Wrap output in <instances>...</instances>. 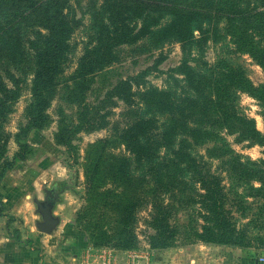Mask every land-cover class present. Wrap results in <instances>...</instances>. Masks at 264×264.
<instances>
[{
  "label": "trees",
  "instance_id": "obj_1",
  "mask_svg": "<svg viewBox=\"0 0 264 264\" xmlns=\"http://www.w3.org/2000/svg\"><path fill=\"white\" fill-rule=\"evenodd\" d=\"M114 1L110 0V3ZM120 1V7L129 15L122 21L120 35H128L126 30L130 23H141L137 36L148 35L158 45L180 43L184 57L179 70L183 78H176L173 70L170 88H148L139 94L142 102V108L138 110L139 118L130 120L124 132L118 128L122 132L126 150L134 157L123 156L109 165L111 176H107L111 180L106 183L109 187L102 188L96 184V174L104 165L102 153L93 159L92 170L85 172L86 200L90 197L89 206L85 205L78 212L77 226L87 231L91 239L99 237L96 228L88 222V209L95 208L99 197L104 196L102 206L108 210L115 209L118 216L115 219V231L102 232L99 240L108 243L116 236L119 245L129 248L136 240L134 224L137 214L143 207H150L149 224L155 231L150 237L151 245L153 248H166L179 233L178 227H172L170 218L185 203H190L191 208L199 205V208H195L196 215L204 222L203 225L196 222V227L190 230L195 240L243 247L249 239L247 225L239 228L225 206L236 188L257 191L258 196L255 197H261L264 203V160H243L242 155L228 146L222 134L236 136L241 142H248L249 147H264V132L257 128L253 118L242 112L238 104V93H248L259 104L264 121V84L255 86L240 68L230 67L226 63L225 69L218 65L209 68L204 62V55L206 43L210 39L217 41V29L221 21L233 46L241 53L249 54L264 69V8H241L245 3L249 5L250 0ZM66 2L40 0L38 4L35 0H0V7L6 9L2 12L14 15L10 20L13 21L12 25L0 26V57L8 52H17L18 46L11 45L9 40L15 30L38 23L52 33L44 48L38 50L37 74L32 90L34 103L28 112V127L17 134L18 141L28 131L42 129L48 123L46 110L49 104L44 93L54 86L60 67L55 57L64 47L61 37L69 31V23L64 14ZM110 17L117 19L116 8L110 11ZM12 47L14 49L10 50ZM105 55H111L110 49H106L101 57ZM91 56L88 58L91 59ZM101 57L96 64L91 62L88 66L91 69L89 75L103 70L111 63L109 61L106 65L107 58L105 60ZM191 62L199 65L193 67ZM87 81V78L81 79L77 83V90L87 88ZM86 116L85 112L79 116L81 130L88 129L82 126L91 122ZM60 132L62 134L69 130L63 127ZM56 142L66 146L70 144L60 134H57ZM19 143L20 149L25 151L27 145ZM210 143L212 149L221 150L217 157L225 159L222 171L227 173L229 179L232 178L235 187H232L231 192L223 186L222 174L213 171L212 166L209 168V163L198 151L199 146ZM24 157L22 154L15 159L21 160ZM88 160L91 162L90 158ZM15 164L16 160L0 162L3 168L0 182ZM254 179L259 182L258 187L253 184ZM235 194L240 196L239 193ZM4 198L0 187V215L7 209Z\"/></svg>",
  "mask_w": 264,
  "mask_h": 264
},
{
  "label": "rangeland",
  "instance_id": "obj_2",
  "mask_svg": "<svg viewBox=\"0 0 264 264\" xmlns=\"http://www.w3.org/2000/svg\"><path fill=\"white\" fill-rule=\"evenodd\" d=\"M35 1L38 4L40 2V0ZM248 2H250L249 5L245 3L241 5V8L254 6L264 8V0ZM121 5L120 0H115L113 3H110V0H67L64 14L69 23V31L61 37L64 47L55 57L59 60L60 67L55 76L54 86L44 93L49 104L46 110L48 123L42 129L28 131L20 141L17 134L21 132V129L28 127V112L34 103L32 90L37 74L38 50L44 48L45 43L52 37V33L48 28L37 23L19 31L15 30L11 34L9 40L12 42L11 45L18 46L17 52H8L7 55L0 57V162L16 160V164L0 182L1 191L5 195L4 203L7 205L2 215L6 212L11 214L14 211L9 208L10 199L12 196L16 197L12 192L15 188L14 184L27 179L26 170H54L51 174L57 180L64 182V186L62 185L56 191L61 189L64 191L63 202H73L80 199L83 193L81 173L84 172L86 180V170H92L93 159L102 153L104 165L96 174V184L101 188L109 187L106 184L111 180L107 176V174L111 176L109 165L123 156L134 157L126 150L122 132L126 131V125H129L130 120L138 119L140 116L138 110L142 108V102L139 94L148 88L163 89L166 86L170 88L173 70H175L176 78H183L179 70L184 57L182 45L176 42L158 45V42L148 35L137 36L141 23L137 25L130 23L126 30L128 35H120L122 21L129 16L124 8L120 7ZM114 8L117 10V19L110 17V11ZM2 10L6 9L0 7V26L12 25L13 21L10 20L14 18V15L10 12L4 13ZM217 32L219 34L217 41L213 42L210 39L205 46L204 62L207 63V67L212 69L217 65L224 69L227 65L238 67L255 86H262L264 69L249 54H243L233 46L232 40L225 34L224 24L221 21ZM106 49H110L111 55L101 57L106 53ZM89 55H93L91 59L88 58ZM100 57L105 60L107 58L106 65L109 61L111 63L103 70L89 75L91 69L88 66L91 62L96 64ZM191 63L193 67L199 65L195 62ZM84 78L88 79L87 88L79 91L77 83ZM238 104L242 112L253 118L257 128L264 132V121L257 101L248 93L239 92ZM83 112L87 113L86 117L91 122L84 123L82 127L91 131L79 128L78 119ZM63 127L69 132L61 134ZM114 130L117 131L114 132ZM57 134H60L65 141H70V144L67 146L58 144ZM222 135L226 138L228 146L242 155L243 160L247 158L253 161L264 160V147L258 145L249 147L248 142H241L236 136ZM19 142L27 145L25 151L20 149ZM212 147V143L206 144L199 146L198 151L209 163V168L212 166L213 171L222 174L223 186L231 192L232 187H235L234 184L232 185V178L229 179L227 173L222 171V162L225 159L218 158L217 155L221 153V150H214ZM22 154L25 155L24 159H15ZM2 170L0 166V172ZM64 170H70V173L65 175ZM14 171L16 173L13 174L12 179H6ZM17 172L20 173L19 176ZM57 174H62L59 179ZM105 179L107 181L103 182ZM252 182L256 187L260 185L255 179ZM65 189H69L68 192L65 193ZM235 191L240 196L235 193L230 194L225 209L231 217L235 218L233 222L239 228L247 225L249 239L243 247L195 240L190 230L193 226L196 227V222L199 225H203L204 222L196 215L195 208H199V205L191 208L190 203H185L184 207L173 213L170 218L172 227H178L179 233L173 238L172 244L166 248H153L151 245L150 237L155 234V231L149 224L150 207H143L137 214L134 224L136 240L129 248L119 245L120 242L117 241L116 236L108 243L105 240L101 242L99 238L102 237V232L115 231V219L118 216L115 209L108 210L102 206L104 200L102 196L99 197L95 208L90 205L91 208L88 209L90 212L88 222L96 228V234L99 237L91 239L90 234L81 228L89 244L88 252L84 255L82 262L84 261L85 264H170L171 260L174 261L178 256L184 257V264H264L261 261V258H264L263 200L261 197H255L258 195L254 190L236 188ZM24 194L21 193L20 196ZM89 198L85 204L87 207ZM57 200L59 201V196L51 203V206L48 205L47 214L55 205H58ZM31 212L33 214L32 210ZM12 218H10L11 221ZM15 235L20 239L17 232ZM61 240L60 245H65L63 239ZM82 240L84 237L80 238L78 245L74 248L76 254L81 252ZM14 241L17 242L18 247L24 245H21L18 240ZM98 243L102 245L99 246ZM27 245L30 249L34 247L30 240ZM187 247H202L201 257L182 254V250ZM73 257L71 254L63 260L65 262L63 264H81V258Z\"/></svg>",
  "mask_w": 264,
  "mask_h": 264
},
{
  "label": "crops",
  "instance_id": "obj_3",
  "mask_svg": "<svg viewBox=\"0 0 264 264\" xmlns=\"http://www.w3.org/2000/svg\"><path fill=\"white\" fill-rule=\"evenodd\" d=\"M15 171L10 173L6 179H10L16 173ZM51 171L54 170H26L27 179L21 178L23 181L14 184L15 188L12 192L16 197L12 196L9 202V208L14 211L11 214L6 212L0 216V264H63L65 263L63 260L71 254L72 257L81 258V264H85L82 260L88 252L89 244L76 223L78 212L86 204L87 188L84 172L81 173L83 193L80 199L63 202L64 191L61 189L57 192L56 190L64 186V182L57 180ZM17 173L19 176L20 173ZM64 173L69 174L70 170H64ZM61 175L56 176L59 179ZM68 190L65 189V193ZM21 193L24 196H20ZM58 196V205H55L47 214L48 205L51 206ZM11 217H13L12 221ZM13 230L17 232L20 239ZM83 237L84 240L80 242L81 252L76 254L74 248ZM61 239L65 245H60ZM14 240L24 245L18 247ZM29 240L34 245L31 249L27 245ZM201 250L202 247H187L181 253L192 254L200 258ZM170 264H184V257L177 256L174 261L171 260Z\"/></svg>",
  "mask_w": 264,
  "mask_h": 264
},
{
  "label": "built area",
  "instance_id": "obj_4",
  "mask_svg": "<svg viewBox=\"0 0 264 264\" xmlns=\"http://www.w3.org/2000/svg\"><path fill=\"white\" fill-rule=\"evenodd\" d=\"M261 261L264 262V258H261Z\"/></svg>",
  "mask_w": 264,
  "mask_h": 264
}]
</instances>
